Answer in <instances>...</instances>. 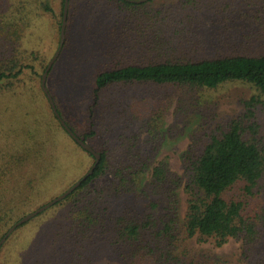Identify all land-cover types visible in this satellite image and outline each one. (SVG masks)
Segmentation results:
<instances>
[{"label": "trees", "instance_id": "obj_1", "mask_svg": "<svg viewBox=\"0 0 264 264\" xmlns=\"http://www.w3.org/2000/svg\"><path fill=\"white\" fill-rule=\"evenodd\" d=\"M49 1L0 0V239L15 221L64 191L95 161L49 102L48 111L27 107L16 114L13 106L1 104L3 93L35 92L32 76L28 82L24 75H39L47 60L39 49L22 47L21 40L40 6L51 10ZM105 1L120 11L122 5L130 8L134 46L128 39L103 52L109 67L94 76L87 108L91 128L82 131L66 121L85 141L99 132L100 147L91 145L100 159L77 187L35 215L55 214L60 239L33 264H76L102 245L114 247L126 262L137 257L147 264H213V257L195 243L212 239L222 245L230 238L241 241L248 264H264V253L254 257L264 238V200H252L264 176V133L257 114V105L264 109V51L188 55L207 45L200 34L204 24L232 31L223 44L263 43L264 0H178L142 12L150 0ZM60 2L61 15L64 0ZM227 81L254 87L243 101L242 114L202 136L192 134L181 154L182 172L172 169L166 158L158 159L161 118L169 108L160 103L157 110H143L147 101L141 93L129 92V85L213 89ZM182 101L180 97L178 103ZM181 191L186 195L182 216ZM144 203V211H137Z\"/></svg>", "mask_w": 264, "mask_h": 264}, {"label": "rangeland", "instance_id": "obj_2", "mask_svg": "<svg viewBox=\"0 0 264 264\" xmlns=\"http://www.w3.org/2000/svg\"><path fill=\"white\" fill-rule=\"evenodd\" d=\"M177 1L150 0V3L142 6L139 10L142 12V9L147 10L150 6L164 3L171 4ZM49 5L50 11L44 9L43 4L40 6L39 15L34 16L33 25L24 31L25 35L21 40L22 47L26 45V47L39 49L40 54L46 57V65L58 48L60 25L59 30H57V27L58 22L61 23L62 19L60 0H50ZM68 8L69 19L67 17L64 42L47 73L45 84L56 107L60 109L61 117L65 122L68 121L77 129L85 131L91 128L87 108L93 99L91 92L94 86L95 73L98 69L109 67V63L105 62L103 52L106 48L111 47L113 43L126 42L128 39L132 40L130 44L134 46L132 39L135 37L132 29L133 14H131L130 8L124 5L121 6V11L112 5L108 7L105 0H94L91 3L84 0H69ZM2 9L4 10L5 7ZM145 30L148 32V27ZM200 34L202 41L207 45L195 51H190L188 55L191 57L219 55L230 52V50L264 51V42L257 46L251 43L249 45L244 44L243 42L240 46L238 44L234 46L229 43L223 44V41L228 42L229 37L232 36V31L224 29L220 25L204 24L200 29ZM66 35L67 42L65 45ZM242 35L243 31L240 35L237 34L238 43H240ZM144 36L146 37V34ZM215 41L218 42L215 43ZM232 41H234V38H232ZM119 58L121 60L127 59L125 55H120ZM43 71H39V75L31 71L26 72L24 75V79L28 82H30L28 76H32L35 92L25 89L22 95L18 94V96L3 93L2 106H13L14 114L23 112L27 107L33 108L34 112L35 108L48 111V97L41 85ZM29 72L31 74H28ZM40 91L45 93L47 100L42 93L40 94ZM129 92L133 94L139 92L141 97L145 98L147 104L146 107H142L143 110L145 108L147 110L150 108L157 110L161 107V104L169 108L161 118L163 140L158 159L166 158L172 169L182 172L181 154L188 146L190 136L192 134L202 136L207 131H211L212 128L225 124L230 118L242 114L244 110L243 101L249 98L255 90L254 87L245 82L227 81L213 89L174 86L169 88L155 83H140L129 85ZM180 97L183 101L178 103ZM257 109L258 119L262 124L261 133H264V109L262 104L257 105ZM95 113H97V108H95ZM95 137L86 142L90 145L95 144V148H98L100 147L97 143L100 138L99 132L96 133ZM76 180L70 182L68 186ZM255 187L252 200L253 202L262 203L264 200V176ZM53 197H48L45 202ZM145 205V203L141 205L137 211L143 212ZM185 208L186 195L181 191V216ZM55 216V214H40L17 227L0 247V264H33L36 259H42L45 255H48L60 239L59 234L56 233L58 225L56 222L57 216ZM195 246L201 248L209 256L211 255L213 264H248V260L241 255V241L238 239L230 238L222 245H217L212 239H209L201 244L195 243ZM263 253L264 238L254 257L261 256ZM212 257L210 258L212 259ZM76 264H147V261L141 262L137 257H132L129 262H126L118 256L114 247L102 245L91 254L90 259H81Z\"/></svg>", "mask_w": 264, "mask_h": 264}, {"label": "water", "instance_id": "obj_3", "mask_svg": "<svg viewBox=\"0 0 264 264\" xmlns=\"http://www.w3.org/2000/svg\"><path fill=\"white\" fill-rule=\"evenodd\" d=\"M131 1H136V2H141V1H145V0H131ZM68 4H69V0H64L63 3V11H62V19H61V23H60V35H59V44H58V48L55 51V53L53 54V56L49 59L43 73L41 76V85L42 88L44 90V92L46 93L47 97H48V101L51 105V108L53 110V112L55 113V115L59 118V120L61 121V123L63 124V126L67 129V131L70 133V135L85 149L91 151L94 156H95V161L94 163L90 166V168L87 170V172L80 178H78L74 183H72L70 186H68L64 191L60 192L59 194H57L56 196H54L53 198H51L50 200H48L47 202H45L44 204L36 207L35 209L31 210L30 212L26 213L25 215H23L21 218H19L17 221H15L9 228L8 230L5 232V234L1 237L0 239V245L1 243H3V241L7 238V236L22 222L29 220L30 218L34 217L36 214H38L39 212H41L42 210L46 209L47 207H49L50 205H52L53 203H55L58 200H61L62 198H64L69 192H71L75 187H77L80 182L89 174H91L93 172V169L95 168L97 162L100 159V153L97 152L96 150H94V148L88 144L84 139H82L81 137H79L71 128L70 126L65 122V120L61 117L59 111L57 110V107L55 105V102L50 94V92L48 91L45 81H46V76L47 73L49 71V69L51 68L53 62L55 61V59L57 58L60 49L62 48L63 42H64V38H65V30H66V24H67V16H68Z\"/></svg>", "mask_w": 264, "mask_h": 264}]
</instances>
